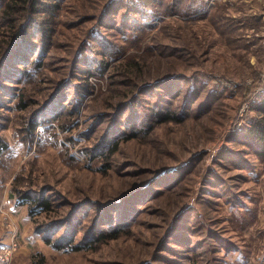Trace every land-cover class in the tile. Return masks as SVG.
Returning a JSON list of instances; mask_svg holds the SVG:
<instances>
[{
	"label": "rangeland",
	"instance_id": "1",
	"mask_svg": "<svg viewBox=\"0 0 264 264\" xmlns=\"http://www.w3.org/2000/svg\"><path fill=\"white\" fill-rule=\"evenodd\" d=\"M37 3L11 22L0 0L11 264H264V157L235 138L264 95V0Z\"/></svg>",
	"mask_w": 264,
	"mask_h": 264
},
{
	"label": "trees",
	"instance_id": "2",
	"mask_svg": "<svg viewBox=\"0 0 264 264\" xmlns=\"http://www.w3.org/2000/svg\"><path fill=\"white\" fill-rule=\"evenodd\" d=\"M4 5L5 6L2 11L3 17L8 20H11V22H12L13 16L17 17V16H21V14L24 20L26 18H30L33 15V17L30 19L34 21L35 20L34 15L38 12L37 0H5ZM50 23L52 22L50 21ZM100 69L102 70V66ZM22 82L23 80L21 79V83ZM85 90L88 91V89H85ZM19 106L21 110H25L27 108L25 102H22V101ZM252 110H255L257 114L256 117L251 118L250 122L248 121V123L246 124V127L243 128L242 131H240L241 134L239 136L235 135V138H236V141L238 140V143L248 144V146L252 149L254 155L264 157V95H262L259 102L255 103L252 106ZM150 115H153L152 118L156 119V122L158 123L178 120V118L172 112L166 111L164 109L162 110L156 109V111L153 110L150 113ZM38 125L36 122L33 124H30L29 122H27L24 125L23 129L26 130L27 134L34 136L35 130L38 127ZM131 136L135 137L136 134L133 133ZM6 147L7 145H4L3 143L0 142V152L2 149ZM116 149H117V144H115L113 148L110 149V151H107L106 155H109V156L112 155ZM14 192H15V196H17L16 199L18 200L19 204L30 206L29 214L32 217L34 213L36 212L35 209L40 208L41 210L46 211L51 208V202L48 199H42V197L39 195H37V197H34L33 194L30 195V193L28 195L26 192L20 190V188L18 187H14ZM115 232L116 231H113L112 233H106L103 231L98 236L97 240L101 241L103 239L109 238V236H111L112 238H116L117 234L116 235L113 234ZM45 240H46V243L48 244L53 243V241L49 238H46ZM73 243L71 244L66 243V244H68L69 246H72ZM60 244H61V241L57 242L56 245L54 246L57 247L58 249H62L63 246L65 245H63L64 243L62 245ZM79 249H81V246L79 244L78 245L73 244L72 250H79Z\"/></svg>",
	"mask_w": 264,
	"mask_h": 264
},
{
	"label": "built area",
	"instance_id": "3",
	"mask_svg": "<svg viewBox=\"0 0 264 264\" xmlns=\"http://www.w3.org/2000/svg\"><path fill=\"white\" fill-rule=\"evenodd\" d=\"M11 244L3 246L0 249V264H11L13 252L17 249L16 238H13Z\"/></svg>",
	"mask_w": 264,
	"mask_h": 264
},
{
	"label": "crops",
	"instance_id": "4",
	"mask_svg": "<svg viewBox=\"0 0 264 264\" xmlns=\"http://www.w3.org/2000/svg\"><path fill=\"white\" fill-rule=\"evenodd\" d=\"M9 204H11V203H9ZM14 206H15L14 203L12 205H10V209L13 211L16 209V207H14ZM8 244H9L8 237L6 239L4 237H0V248H2L3 246H6Z\"/></svg>",
	"mask_w": 264,
	"mask_h": 264
}]
</instances>
